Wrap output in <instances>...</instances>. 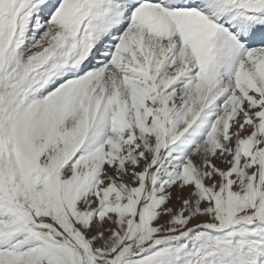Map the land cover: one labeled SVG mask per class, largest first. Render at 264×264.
I'll return each instance as SVG.
<instances>
[{
	"label": "snow or ice",
	"instance_id": "1",
	"mask_svg": "<svg viewBox=\"0 0 264 264\" xmlns=\"http://www.w3.org/2000/svg\"><path fill=\"white\" fill-rule=\"evenodd\" d=\"M0 264H264V0H0Z\"/></svg>",
	"mask_w": 264,
	"mask_h": 264
}]
</instances>
